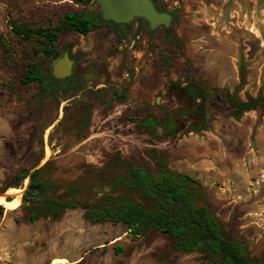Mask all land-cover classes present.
I'll return each mask as SVG.
<instances>
[{
	"label": "rangeland",
	"instance_id": "rangeland-1",
	"mask_svg": "<svg viewBox=\"0 0 264 264\" xmlns=\"http://www.w3.org/2000/svg\"><path fill=\"white\" fill-rule=\"evenodd\" d=\"M156 2L178 17L169 29L152 32L147 21L135 20L120 25V42L109 26L60 35L59 57L71 46L81 61L58 82L62 88L49 93L46 82V95L23 76L32 62L49 76L56 58L19 39L12 26H58L65 13L83 7L73 0H0V38L9 52L0 46V264H52L61 256H81L75 264H201L199 254L174 251L160 232L135 240L123 224L93 223L82 208L45 215L43 203L22 202L30 179L19 188L13 179L23 167L33 172L47 164V196H128L147 205L113 183L130 165L156 168L151 150L199 180L226 232L264 260V0ZM89 9L101 12L96 1ZM183 89L201 91L204 105ZM125 91L120 103L113 93ZM228 96L257 105L237 115ZM148 117L163 124L171 117L178 131L159 128L161 137L153 138L142 126ZM198 121L206 128L187 133Z\"/></svg>",
	"mask_w": 264,
	"mask_h": 264
},
{
	"label": "trees",
	"instance_id": "trees-1",
	"mask_svg": "<svg viewBox=\"0 0 264 264\" xmlns=\"http://www.w3.org/2000/svg\"><path fill=\"white\" fill-rule=\"evenodd\" d=\"M93 1L96 0H73L83 9L65 13L58 26L33 29L27 25L15 23L12 26V31L22 41L33 42V44L35 41L34 47L35 45L40 47L46 57L55 58L60 55L56 49L57 41L60 35L67 32L87 36L97 28L109 26L115 32L118 41H122L123 36L119 33L120 25L105 21L101 12L89 9V5ZM152 1L160 12H167L159 7L156 0ZM169 13L172 15L174 23L178 17L174 12ZM136 20L146 21L144 19ZM126 27L129 28L130 24ZM0 46L7 54L9 53L3 38H0ZM59 81L52 73L48 76L36 62L28 64L23 76L25 84L39 83L46 95L55 88H62L58 84ZM241 81L245 82L244 71L241 72ZM46 82H49V93L44 91ZM113 94L120 103L126 102L128 99L127 91L123 94L118 92ZM88 124L89 121L84 123V127H88ZM142 126L150 130V135L153 138L161 137L158 132L159 128H163L164 131L168 130L172 134H176L179 128L176 120L171 117H167L165 124L161 120L148 117L142 121ZM205 128L206 126L199 122L197 125L189 127L187 133ZM147 156L153 161L156 168L147 162L130 165L128 175L116 176L113 183V185L123 186L132 194L140 196L147 205L128 196L105 195L96 201L78 199L67 201L55 196H47L52 191V184L41 180L47 164L33 172H31L32 169L23 167L13 179L16 181V188H19L27 178L30 179L22 202L28 207L43 203V209H46L45 215L52 214L55 217H60L66 209L82 208L85 210V217L93 223L123 224L135 240L150 232H160L169 238L174 251L199 254L202 260L201 264H264L263 259L251 256L245 241L226 232L223 221L212 209L208 194L199 180L189 174L172 170L165 158L158 156L156 150L149 151ZM76 190L77 188H71L72 192ZM7 200L11 201L9 198ZM37 211H32L29 217L30 222L33 223L38 218Z\"/></svg>",
	"mask_w": 264,
	"mask_h": 264
},
{
	"label": "water",
	"instance_id": "water-1",
	"mask_svg": "<svg viewBox=\"0 0 264 264\" xmlns=\"http://www.w3.org/2000/svg\"><path fill=\"white\" fill-rule=\"evenodd\" d=\"M100 6L102 18L107 22H114L118 25H129L136 19H144L148 22L149 28L155 32L159 28L169 29L173 24V17L169 12H160L152 0H96ZM68 51L56 58L52 63V74L57 80L70 78L80 57L73 58ZM190 96L194 97V90L190 89ZM234 99L230 101L233 104ZM257 100L252 99L248 103L239 104L236 110L237 115L253 110ZM234 107V106H233ZM203 110V108H201Z\"/></svg>",
	"mask_w": 264,
	"mask_h": 264
},
{
	"label": "flooded vegetation",
	"instance_id": "flooded-vegetation-1",
	"mask_svg": "<svg viewBox=\"0 0 264 264\" xmlns=\"http://www.w3.org/2000/svg\"><path fill=\"white\" fill-rule=\"evenodd\" d=\"M67 51H68V50H67ZM69 53L72 55V50H71V49L69 50ZM72 57L75 58V57H79V56H73V55H72ZM80 61H81V58H80ZM79 63H80V62H79ZM79 63H78V64H79ZM189 90H190V89H183L182 92H183V93H184V92L189 93ZM194 92H195V96H194V97L191 96V97H192V98H197V97L200 98L201 101H202V103H203V105H204V103H205V98L203 97L201 91H200V92H196V91L194 90ZM228 98H229V102H230L232 99H234V98H230V96H228ZM238 105H239V104H238V103L235 101V99H234V102H233L232 106H234L235 108H237ZM192 106H196V103L193 102V103H192ZM201 108H203V107H201ZM201 108H200V109H201ZM201 110H202V109H201ZM199 122L201 123V121H198V123H199Z\"/></svg>",
	"mask_w": 264,
	"mask_h": 264
},
{
	"label": "crops",
	"instance_id": "crops-1",
	"mask_svg": "<svg viewBox=\"0 0 264 264\" xmlns=\"http://www.w3.org/2000/svg\"><path fill=\"white\" fill-rule=\"evenodd\" d=\"M82 259V257H76L74 259H69L68 257L61 256V257H53L52 264H75L76 262H79Z\"/></svg>",
	"mask_w": 264,
	"mask_h": 264
}]
</instances>
